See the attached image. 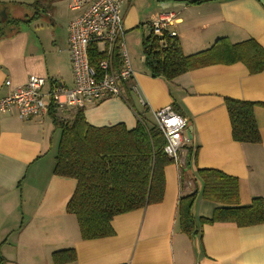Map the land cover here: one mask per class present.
I'll return each mask as SVG.
<instances>
[{"label":"crops","instance_id":"1","mask_svg":"<svg viewBox=\"0 0 264 264\" xmlns=\"http://www.w3.org/2000/svg\"><path fill=\"white\" fill-rule=\"evenodd\" d=\"M194 1L125 0V39L140 42L152 33V22L173 15L169 28L177 34L185 55L207 50L222 38L232 44L253 39L264 49V4ZM72 11L57 32L50 26L35 27L30 19L0 16V29H11L0 34H4L0 36V98L25 85L30 76L47 80L45 93L54 84L73 86L68 25L81 11ZM13 20L18 22L7 23ZM127 50L130 53L128 45ZM143 65L134 68L135 76L125 84L122 97L83 111L92 126L124 124L128 130L140 118L148 126L156 125V111L167 106L187 119L192 138L179 152L180 165L173 162L165 167L163 201L115 217L111 237L83 240L77 218L67 212L78 182L53 173L61 134L49 115L52 107L60 120H73L75 113L52 103L46 116L30 120H22L17 111L2 113L0 264H54L53 253L66 249L76 252L77 260L71 264H264V224L204 225L197 236L188 237L181 232L178 218L179 199L197 187L193 205L197 222L221 206L202 198L199 180L195 183L190 176L181 180L190 148L197 154L191 174L198 169L222 171L240 180L242 206L255 198L264 201V72L252 75L242 63L217 64L166 81L153 78ZM226 98L259 104L254 113L260 144L233 140Z\"/></svg>","mask_w":264,"mask_h":264},{"label":"trees","instance_id":"2","mask_svg":"<svg viewBox=\"0 0 264 264\" xmlns=\"http://www.w3.org/2000/svg\"><path fill=\"white\" fill-rule=\"evenodd\" d=\"M209 1L212 0L193 3ZM17 22L7 23L15 25ZM142 46L144 66L150 75L166 81L217 64L242 63L252 75L264 72V49L253 39L232 44L222 38L207 50L185 55L177 36L151 33L144 38ZM100 59L92 54V65L97 66ZM225 105L233 140L260 144L262 138L254 113L259 104L226 98ZM54 108L49 115L61 135L53 173L78 182L67 212L77 218L83 240L111 237L115 234L111 226L115 217L163 201L164 170L174 160L166 154V139L156 125L148 126L140 118L132 130L124 124L95 127L87 122L83 110L77 111L73 120H60ZM196 158V152L190 148L185 168H181V180L189 176L195 183L199 180L202 198L221 206L215 208L210 217H201L197 222L193 205L198 187L194 193L181 197L178 218L182 233L197 236L199 226L204 225L229 224L243 228L264 224L262 198L242 206L240 180L216 169H198L191 174L189 168ZM52 258L54 264H71L77 260L74 249L54 252Z\"/></svg>","mask_w":264,"mask_h":264},{"label":"built area","instance_id":"3","mask_svg":"<svg viewBox=\"0 0 264 264\" xmlns=\"http://www.w3.org/2000/svg\"><path fill=\"white\" fill-rule=\"evenodd\" d=\"M125 0H70L69 7L81 11L68 25V45L74 84L53 85L45 93V78L30 76L27 83L0 98V114L17 111L22 120L46 116L51 103L76 113L110 98L123 96L124 86L135 76L127 50L122 7ZM173 15L163 16L150 24L155 36L177 34L169 27ZM92 54L100 59L92 65ZM7 87L11 82L7 81ZM156 126L166 139L165 152L179 163L180 150L189 143L187 119L171 106L155 113Z\"/></svg>","mask_w":264,"mask_h":264},{"label":"rangeland","instance_id":"4","mask_svg":"<svg viewBox=\"0 0 264 264\" xmlns=\"http://www.w3.org/2000/svg\"><path fill=\"white\" fill-rule=\"evenodd\" d=\"M57 2V4H55ZM70 0H0V16L3 19H19L29 20L35 23V27L50 26L57 32L61 26L72 15L73 11L69 7ZM37 4V5H36ZM147 13L150 11L148 5L144 8ZM1 28L0 34L11 29ZM126 40V45L129 48V56L134 68L142 66L144 62L143 55V40L140 42ZM128 41V44H127ZM144 66V65H143Z\"/></svg>","mask_w":264,"mask_h":264},{"label":"water","instance_id":"5","mask_svg":"<svg viewBox=\"0 0 264 264\" xmlns=\"http://www.w3.org/2000/svg\"><path fill=\"white\" fill-rule=\"evenodd\" d=\"M258 1L264 4V0H258ZM192 131H193L192 127L188 128L187 135L190 139L192 138Z\"/></svg>","mask_w":264,"mask_h":264},{"label":"bare ground","instance_id":"6","mask_svg":"<svg viewBox=\"0 0 264 264\" xmlns=\"http://www.w3.org/2000/svg\"><path fill=\"white\" fill-rule=\"evenodd\" d=\"M150 29V28H149Z\"/></svg>","mask_w":264,"mask_h":264}]
</instances>
